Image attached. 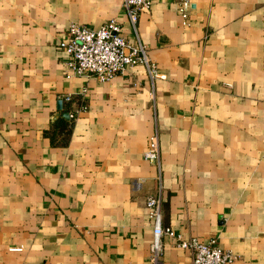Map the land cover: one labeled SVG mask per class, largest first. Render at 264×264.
Masks as SVG:
<instances>
[{
	"label": "crops",
	"instance_id": "obj_1",
	"mask_svg": "<svg viewBox=\"0 0 264 264\" xmlns=\"http://www.w3.org/2000/svg\"><path fill=\"white\" fill-rule=\"evenodd\" d=\"M151 1L137 31L155 83L142 65L66 77L71 24L117 19L136 41L122 0H0V264H147L156 132L163 226L264 264V0H192L189 27ZM164 241L162 264H192Z\"/></svg>",
	"mask_w": 264,
	"mask_h": 264
},
{
	"label": "built area",
	"instance_id": "obj_2",
	"mask_svg": "<svg viewBox=\"0 0 264 264\" xmlns=\"http://www.w3.org/2000/svg\"><path fill=\"white\" fill-rule=\"evenodd\" d=\"M122 3L136 34V41L130 43L123 36L122 27L117 19H112L97 30L78 23L71 24L64 39L59 43V50L68 56L65 62L67 78H95L100 82H109L128 68L142 65L153 83L167 79L166 74L152 61L149 48L142 42L137 31L140 16L151 10L152 1L122 0ZM175 6L182 19V25L189 27L193 10L192 0H175ZM86 92L84 89L81 94L85 95ZM64 100L71 102L73 98L69 95ZM86 110L87 106L81 105L78 110L70 113V118L73 119ZM144 159L157 168L159 182L158 194L150 196L146 201V209L154 232L147 264H162L166 237L171 238L178 248L192 254V264H233L238 257L233 252L221 248L217 240L204 243L196 237L185 238L172 228L163 226L165 188L159 133L156 132L150 137Z\"/></svg>",
	"mask_w": 264,
	"mask_h": 264
},
{
	"label": "water",
	"instance_id": "obj_3",
	"mask_svg": "<svg viewBox=\"0 0 264 264\" xmlns=\"http://www.w3.org/2000/svg\"><path fill=\"white\" fill-rule=\"evenodd\" d=\"M59 109H62V102L59 103ZM63 117H64L65 119L69 120V119H70V114H69V112H64V113H63Z\"/></svg>",
	"mask_w": 264,
	"mask_h": 264
}]
</instances>
